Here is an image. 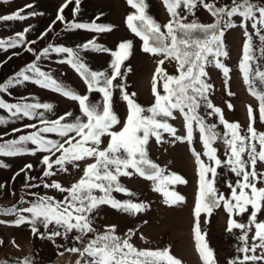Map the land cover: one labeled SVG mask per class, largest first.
Returning <instances> with one entry per match:
<instances>
[{"label": "snow or ice", "instance_id": "6c2138e0", "mask_svg": "<svg viewBox=\"0 0 264 264\" xmlns=\"http://www.w3.org/2000/svg\"><path fill=\"white\" fill-rule=\"evenodd\" d=\"M7 3L8 0H3ZM72 15L75 17L80 11L81 0H65L58 9L55 20L49 28L41 33V39L51 31L57 22L65 25L66 29L87 30L104 33L112 30L111 25L95 23H81L75 19L69 21L64 15V10L73 4ZM134 12L126 17L127 27L142 41L141 50L152 56H161L158 60L157 72L153 78L154 102L145 108L135 99V93L126 90L123 82L127 71L122 72L124 62L132 55L133 44L131 41H122L117 50H111L99 45L95 39L77 45L75 48L54 46L49 44L39 54L34 49L27 51L34 53V60L25 65L6 82L0 83V93L8 92L12 87L23 82L31 81L42 89L51 90L78 103L79 115L69 111L56 119L45 118V113L53 112L51 103H42L38 100L8 103L0 99V109L6 110L11 117L29 120H38L39 123L24 125V129H34L27 134L19 135L16 139L0 143V155L17 156L23 154L36 155L41 153L40 163L44 166L42 176L53 177L58 172H69L70 168H80V162L92 160L83 168V175L70 187L65 188L56 180L44 182V188L55 189L67 195L62 200L49 196H38L30 206L21 209L8 210L17 214L16 225L28 223L33 234L39 233V227L45 233H39L41 238L53 239L62 237L67 239L75 231L76 241L83 244L80 248L70 251L79 252L84 258V264H181V261L170 254L168 249L163 250H137L131 243L135 233L130 229L124 238L115 234V225L106 226L104 233H96L93 227L94 216L101 206H109L117 211L129 215H137L147 210L143 202L117 200L113 192L126 196L134 194L120 183V177L131 178L134 175L151 181L153 191L163 194L164 202L169 206L177 205L184 201V197L177 193L176 184L186 181L178 174L165 175V170L156 164L149 155L151 140L161 144L165 136H170L176 141L192 144L194 132H199L203 146V153L192 148L193 155L199 165V191L194 205V234L196 246L204 264H216L213 251L209 248L204 233H202L199 218L202 213L211 215L221 207L229 214L227 231L234 229L241 231L238 240L242 247L238 252L244 253L243 259L239 257L230 260L228 264H245L247 261L255 262L264 260V253L255 255L257 249H264V221H258V214L264 212V172H257V164L264 163V133H258L253 127L255 117L249 107L250 123L246 134L241 135L240 126L235 122H228L222 115L221 108L214 106L210 99L213 86L207 82V67L214 66L220 69L225 77V85L229 79L230 69L221 61L227 57L223 37L230 28L240 27L244 30L245 43L242 48V59L239 64L244 82L249 91L259 101V118L264 122V91L258 90L257 81L264 85V70L258 63L264 59V4L255 0H232L231 5L216 6L206 3L205 0H163L170 14L169 22L159 25L147 12L146 0H127ZM31 4L25 8H32ZM199 7L207 10L214 21L204 24L195 20L186 22L187 15L181 14L183 9L187 14L195 16ZM25 9L0 16V21H23L29 16L37 15L36 12L23 15ZM240 17L237 25L233 18ZM99 19V17H97ZM254 33L248 32V23ZM15 34V38L0 40V49L7 51L22 47L25 44H35L36 41H26V33ZM253 35L260 41L257 48L253 44ZM91 51L110 54V71H95L85 62L82 53ZM259 52V56L256 55ZM52 53L63 56L61 64L69 65L84 81L86 93L79 94L58 81L51 72L41 69L37 61L49 57ZM18 54V53H15ZM165 61H174L177 65V75H169L162 67ZM157 76L162 83L163 94L157 90ZM120 91L123 101L126 102L128 114L119 131L115 127L121 125V120L113 108V94ZM101 94V100L93 102L90 94ZM229 95L231 93L229 92ZM231 107V105H229ZM204 108L208 116H217L219 123L224 126V133L216 131L215 124L207 123L200 110ZM43 110V111H41ZM176 113L182 115L184 120L185 135L177 134V129L170 121L175 120ZM6 121L0 117V125ZM23 129L14 128L13 132H22ZM50 134L56 138H50ZM105 136L110 140L106 147L101 148ZM221 142L225 146V159L217 155L218 149L213 145ZM34 145L33 149L26 147ZM203 157H207L206 164ZM246 157V158H245ZM0 167H6L0 163ZM33 165L27 164L21 172L27 173ZM227 168L238 179L233 185L227 184L230 196L219 192L216 180L219 176L218 169ZM210 174V178L209 175ZM19 175V173H17ZM31 185L29 187H40ZM100 193V195H97ZM251 209L248 222L241 223L231 218L233 215L242 216ZM29 214L28 216L23 215ZM55 230L49 231V226ZM254 243L249 246V233ZM93 234L86 242L84 237ZM258 241V243L256 242ZM248 253H252L249 255ZM23 264H31L27 258Z\"/></svg>", "mask_w": 264, "mask_h": 264}, {"label": "rangeland", "instance_id": "374dc122", "mask_svg": "<svg viewBox=\"0 0 264 264\" xmlns=\"http://www.w3.org/2000/svg\"><path fill=\"white\" fill-rule=\"evenodd\" d=\"M205 2L214 3L219 7L226 4L231 5L232 0H205ZM255 2L264 4V0H255ZM64 3L65 0H8L7 3L0 0V16L12 14L18 9H25L23 15L31 12L37 13V15L29 16L28 19L23 21H0V40L15 38L16 33L29 29L25 34L26 41H36L35 44H25L22 47L8 49L7 51L0 49V83L6 82L24 68L26 64L34 60V53L27 51L28 47L33 48L35 54H39L49 44L75 48L77 45L95 39L99 45L117 50L120 42L131 41L133 44L132 55L124 62L121 69L122 72H125L130 67L131 71L127 72L123 82L126 84V90L129 93L136 94L134 99L141 106L145 108L151 106L154 102L153 78L157 72V62L163 57L152 56L141 50V39L132 33L126 24V17L134 12V9L128 5L127 0H81L80 11L75 17L72 15L74 2L64 10V15L69 21L75 19L81 23L95 21L97 24L111 25L112 30L109 32L96 33L78 29L68 30L64 24L57 22L52 26L51 31H48L47 35L41 39V33L49 28V25L57 16L58 9ZM146 3L148 14L163 28L170 20V14L163 0H146ZM29 4L33 7L25 8ZM180 11L182 15L188 16L186 22L195 20L210 24L214 20L203 7L198 8L195 16L187 14L183 9ZM233 20L238 25L241 18L234 17ZM247 27L249 33H254L251 22L248 23ZM245 39L244 30L238 26L225 31L223 43L228 55L220 59L230 69L227 86L222 71L214 66L207 67L208 76L206 77L207 82L213 86L210 93L212 103L214 106L221 108L226 121L239 124L241 135L246 134L250 123L249 107L253 110V116L255 117L253 127L258 133H264V122L259 118V101L250 93L239 68ZM253 44L257 48L260 46V41L255 35H253ZM256 54L259 56V52H256ZM82 56L90 69L110 71L109 64L113 59L110 54L89 50L82 53ZM62 58L63 56L52 53L49 57H42L37 63L42 70L51 72L65 86L79 94H85L87 89L84 81L69 65L59 62ZM258 63L261 70H264V59H260ZM162 67L169 75L178 74L177 65L174 61H165ZM262 86L264 87V85ZM156 87L163 94L159 76H157ZM229 92L231 95H229ZM25 98H28L30 102L38 100L42 103H51L54 110L45 113L47 119H56L69 111L73 112L74 115H79L77 102L66 99L51 90L42 89L31 81L23 82L12 87L8 92L0 93V99L8 103L20 102ZM90 100L93 102L101 100V94L92 92ZM113 108L121 120V125L115 127V130L119 131L128 114L126 102L123 101L119 90H116L113 94ZM207 111L201 108L200 113L205 117L207 123L215 124L216 131L223 134L225 129L219 123L218 117L208 116ZM0 117L6 121L0 125V143L16 139L19 135L34 130L24 129V125L39 123L38 120H29L28 118H13L4 109H0ZM176 117L170 123L177 129V134L183 136L185 135L183 117L179 113H176ZM14 128H20L23 131L13 132ZM50 138L56 137L50 134ZM102 139L101 148H104L110 138L105 136ZM213 146L218 149L217 155L219 158L224 160V144L217 141ZM26 147L33 149L35 146L29 143ZM192 148L199 153L204 151L198 131L194 132L192 144L186 141H176L167 135L163 143L158 144L153 139L149 144L151 159L165 170V175L178 174L186 181L184 184L170 186L184 197L182 203L169 206L164 202L162 193L153 191V183L138 175L131 178L120 177V183L134 195L129 197L117 192H113L112 195L120 201L131 199L133 202H143L147 206V210L133 216L109 206H101L94 216L93 227L96 233L102 234L106 226L115 225V234L124 238L131 229L135 233L132 236L131 243L137 250L168 249L171 255L181 261V264H204L197 249L194 234V205L199 191V165L193 155ZM42 155L41 153L17 156L0 155V163L6 165V167H0V264H23L26 258L31 261V264H84V258L80 256L79 252L70 251L72 248H80L81 250L83 248V244L74 239L78 233L73 231L67 239L62 237H54L51 240L41 238L39 233H45L42 226H38L39 233L33 234L30 224L22 223L17 226L15 221L18 219V215L11 214L8 211L13 208H27L38 196H49L56 200L64 199L67 193L44 188L42 184L56 180L62 186L68 188L80 179L86 164L93 162L92 160L82 161L78 169L70 168L67 173L58 172L53 177L44 178L42 176L44 166L40 163ZM202 159L206 164L208 163L207 157L202 156ZM27 164L33 165L27 176L35 179H27L25 172L20 171ZM256 170L257 172H264V163L258 162ZM218 172L216 187L226 197L230 196V189L227 184L231 182L234 185L238 178L227 168H220ZM208 175L210 178V174ZM29 184L41 186L29 187ZM257 186L264 187V184H258ZM97 195H100V193H97ZM250 212L251 209L249 208L248 213L242 216L233 215L231 218L246 224ZM23 215L28 216L29 214L24 213ZM229 219V214L222 207L216 209L210 216L202 213L199 218L201 231L206 234L205 239L214 253L216 264H228L230 260L237 257L243 259L244 253L237 251L239 247L243 246L241 241L238 240L241 231L238 229H234L232 232L227 231ZM258 221H264V212L258 214ZM52 230H55L54 226L50 225L49 231ZM254 232L253 227L252 232L249 233V246L254 243L252 240ZM92 237L93 234H88L84 237L85 242ZM256 242L258 243V241ZM262 253H264V249H257L255 255L259 256ZM248 254L252 255V253ZM245 264H253V262L247 261ZM255 264H264V260L257 261Z\"/></svg>", "mask_w": 264, "mask_h": 264}, {"label": "trees", "instance_id": "16d2710c", "mask_svg": "<svg viewBox=\"0 0 264 264\" xmlns=\"http://www.w3.org/2000/svg\"><path fill=\"white\" fill-rule=\"evenodd\" d=\"M214 21V20H213ZM212 21V22H213ZM257 55V54H256ZM257 88L258 90L264 91V87L259 83V81H257Z\"/></svg>", "mask_w": 264, "mask_h": 264}]
</instances>
